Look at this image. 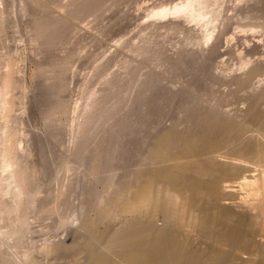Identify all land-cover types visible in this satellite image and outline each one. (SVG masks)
Instances as JSON below:
<instances>
[{
    "label": "bare ground",
    "instance_id": "obj_1",
    "mask_svg": "<svg viewBox=\"0 0 264 264\" xmlns=\"http://www.w3.org/2000/svg\"><path fill=\"white\" fill-rule=\"evenodd\" d=\"M2 1L3 0H0V20L3 19V17H1L2 14L5 13L4 8L1 7ZM23 1L26 2L24 4L27 7L29 5L32 8L34 7V9L31 11L33 12L34 10V13H37L36 15L33 14L35 15L34 17H29L30 19L28 20L30 21H25L30 22V24L28 23L27 26L25 25L27 28L26 31L29 30L30 32V35H27V37H29L28 40L30 39V42H28L34 45L33 49L37 46V49L45 48L43 51L47 52L50 50H47L48 47L51 48L50 46L54 44V47L56 46V42L57 44H60V41L58 40H61L64 36L66 39H68L67 42H69V37L64 34L69 31L67 28L68 23L71 20L70 18L76 16L79 13L83 14V12L86 11L89 13V11H91L93 8H96L95 6H98L97 3L100 2V0H62L61 2L59 1L60 3L57 5L58 9L55 8L56 11H53L54 9H49L53 11L49 12L48 8L50 7V0H28L31 3H29L27 0H22V3ZM102 1L104 2V0ZM219 2L220 0H181L180 2L173 5L161 7V9L159 8L158 10L153 9L154 11L152 10V13L154 17H158L159 19L167 17L169 18V21L165 25L163 24V26L168 25L170 29L172 27H179V30L183 29V32L188 31L189 34L191 33L192 37H187L189 40L187 41L189 44H195V46L197 45L200 50L198 51L201 54L196 53L195 51L194 52L196 54H200L201 56H199V58L201 57L202 61L205 62L204 59L212 56L209 54H211L213 49L216 47L215 44L213 45L211 42L215 36L218 37L216 30L218 28V22L220 21L219 17L222 15L220 9L221 4ZM101 3L102 2H100L99 5ZM96 9L98 10V8ZM26 10L27 15L32 13H29V9L26 8ZM82 14L80 15L81 17ZM262 20H264V17ZM191 23L195 24L197 27L200 26V34L196 32L197 29H193L195 28L193 25H189ZM161 24L159 23V25H157L160 26ZM70 25L71 24H69V26ZM29 32H27V34ZM194 33H198V35H195ZM65 43H63V50L61 49L63 46L59 47L61 49L59 52H63L62 54H64L66 51V54L64 55L69 56L64 57L62 54L60 55V53L56 56L55 54L58 52L56 51L54 54L55 57H50L51 59L53 58L51 61H46L47 63L45 62L44 64L41 63V68L36 70L37 67H35L37 72H34V70L33 72L36 73V75H34L35 77H41L42 75L41 78L44 79L43 83V80L38 77L44 84L43 86L39 84L41 83L40 79V82L36 83L42 87H45L44 89L41 87L42 91L46 90V88L50 91L49 96V91L46 90L47 92L45 91L46 93H43L45 96H43L42 102L44 103V99H46L45 97H47V101H45L43 105L41 104L42 106L39 105L42 107L40 108L42 120L45 122V124H47V126L49 125V131L47 130L48 133L47 131L44 132L50 135L51 138L54 137L55 139V136L57 135H55V130L57 129L58 132L56 133L60 134L61 129L59 128L63 127L61 124L67 122L66 125L70 124L71 127V129L69 128L72 133L70 137H73L75 140L74 142L78 143V145L75 143L77 147L75 149L73 148L71 153L70 149L68 156L65 155L66 150L64 151L61 148L64 151L62 155L65 156L60 155L62 158L60 159L59 163L55 157L58 164H55L56 167L54 165L57 175L61 172L62 176H66V174L68 175L70 171H73L72 173L70 172L71 176L68 175L66 178L70 180L69 182H71L72 185V181L75 179L74 186L78 193L73 190L74 186H72L73 189L70 188L69 185L68 187L70 189L67 188L66 185L70 184L67 183L63 185L64 188L59 186H56V188L53 189L49 188L50 191L46 192L48 195L44 194V188L48 186V184H51V182L47 183L48 180L45 182L44 178L43 181L46 184L44 183V186H42L43 183L41 182L42 178L40 179V176L43 173L41 174V169V172H39L38 168H40V166L38 167L37 163L35 164V162H37V158L34 159V161L36 160L35 162L33 159H31L34 155L31 157L32 151L30 147V150L28 148L27 150H23L18 145V138L22 133V127L25 122L23 118L26 115L24 116V114L25 111L29 112V108H23L24 114H22V112H20L22 108L19 109L18 112L16 106H19L23 103V106L26 107L24 103L25 101L29 100L27 97H29L28 94L31 92L29 93L27 91V95L25 93L24 89L28 87L25 86L26 83L24 84L25 79L22 78L23 76H20L21 72L19 75V68L16 64L18 56L16 58L13 57V59L15 58L14 61L13 59L9 58L10 61H8V63L9 65H12V68L7 71H4L7 68L4 70L2 68L4 59H0V169L4 173L2 174V171L0 172V264H37L40 262L39 259L41 255H44L43 258L45 256L51 255V257L49 256L51 260L49 258L48 259L49 262H53L56 258L53 256L55 259L52 260V254L57 255L58 253L56 252H59V255L62 254L63 257L64 253H61V251L66 253L64 258L67 254L71 255V253L74 252V254L72 253L74 255L72 258L70 255L66 256H69V259H73V261H75L74 263L68 262L69 264H264V169L259 167V164L264 158V103H262V100L264 99V57H258L256 59H253L252 57H241L243 59H241V62L239 60V66H236L237 68L234 67L235 69L232 70H230V68H225L224 65L219 66L217 64V69L221 71L219 74H224V83L226 82L229 84V86H241L238 87L239 90L241 89L240 91L245 88H247L246 90L249 91L248 100L249 104H251L250 107L254 106V108H257V110L254 111L255 114L253 113L254 115L250 120H247V118L241 120L240 117L243 115H239V113L235 112L233 109L228 110V104L225 105L223 104L224 101H222L223 103L221 102L223 97L222 95L218 96V93L216 94L215 98L211 100V102L206 100L201 102V99H198L199 101L196 99L197 102L196 100L193 101L196 102V104L191 101L189 96H186L189 97L188 99H190L191 102L188 99H186V101H189L188 103L185 102L186 104H184L183 102L184 111L182 112L188 115L185 120L182 118V120H184L182 121L183 123L181 122L182 124L179 123L174 125L175 123L173 124L172 122L169 124L170 126L173 124L172 127L168 125L170 128L166 127L168 129L164 130H160L161 128L155 129V125L152 124L154 125L153 128L155 131L157 129L159 130L155 132L152 129L150 118L147 119L150 120L148 122V124L150 123V126H146L147 121L143 122L146 120V118H148L149 115L151 116V112H148V116L144 114V117L145 115L147 117H142L144 118L142 119V124H145L146 129L154 131L155 135L153 134V138L150 136L151 140L146 143V147L143 148L144 151L140 150V152H143H139L140 155L136 154L139 155V157L137 160H134L135 162L133 161L134 163L132 164V160L129 158L127 159L125 155L128 153L129 155H133V152L131 151L132 154H130L131 152L129 151L125 155L123 153L127 150H124L125 144H123V142L125 140L123 141V137H125L128 133L133 135L135 131H131L133 128L135 130L137 129L138 124H136L135 128L134 126L137 122L133 119L137 116H134L133 114H138V109H140V106L142 107V104L144 103L143 105L146 107V109L144 107L142 108L146 110V113L150 109L145 106L147 103L145 104L144 100L146 97L150 98L151 100L150 96H152V92L150 90L153 89L155 93H158L159 91L161 93L163 92V89L162 91H158L157 89L156 90L158 92L155 91L156 86L154 87V84L156 81H154L151 76H155L156 74L154 75L153 72V75L150 76L148 75L149 73H147L145 78V75H141L142 80L139 85L137 78L138 76L135 77V80L137 81L135 83L137 84H132L135 85H133L134 87H140V90H138L139 92L135 91V89L137 90L138 87L128 90V86L129 89L132 86L127 80H129V76H131L130 72L134 68V65L129 66L131 68L129 71L130 75L123 73L124 76L126 75V77H124L126 80L124 78L120 79L119 76L122 75L118 73L119 75L117 74V77L119 78L116 77V80L115 76L111 78L106 77V79L109 78L110 80H105L107 83H105L106 85L104 86V82H102L103 84L99 85H102L103 87L98 86V88H96L95 86L93 88L90 87L85 89V87H87L85 83L86 86L83 84L84 87H82L84 89L81 91V93L87 90L86 96H84L85 93L83 92L84 97L82 95L81 97H83V99L86 97V100H83L82 104L80 103V107L73 108L69 103L70 101H67L65 94H63V91L66 92L68 90L67 84L69 85L67 82L68 79L66 78L67 76L65 77L64 75L68 71L70 72L72 68L68 63V60L70 56H74L71 53L72 51H70L71 55L68 54L69 51L67 53L65 48H67L66 46L69 45L67 43L65 46ZM210 43L212 45H210ZM31 46L32 45H30V47ZM133 46H137L135 49H131L133 52H140L138 55L142 54L143 51L144 53L146 52L144 57L150 53L149 49L141 48L144 50L140 51L139 47H142L141 44H136ZM143 47L146 48V44ZM253 47L258 49L259 45L255 43ZM150 49L154 51L153 48ZM52 50L54 51L55 48ZM189 52V54H191V51ZM156 53L157 51L155 54L152 52L154 56ZM41 55H44V53ZM177 55L179 56V53ZM159 56L157 53V57ZM24 57L25 56H23V58ZM126 57L127 56H125L123 60L126 59ZM134 57H131V59ZM174 58L177 59L178 57ZM185 58L186 55L184 59ZM46 59L48 60V58ZM139 59L132 61L136 62L139 61ZM151 59H149V61H151ZM165 59H161V61H165ZM180 59H182L181 55ZM1 60L3 61L1 62ZM177 60L180 62L179 58ZM125 61L131 62L130 59H126ZM39 62H41V60ZM130 62L129 64L132 63ZM182 62L183 61L181 60L180 64ZM139 63L140 65H138ZM143 63L141 64V62H138L137 64L136 62L135 64L141 66ZM170 63H172V61ZM185 63L183 65H186L188 62L186 64ZM124 64L127 66V63ZM174 64L175 62H173L172 65ZM182 64L180 66H183ZM157 66H159V64ZM170 67L172 68L173 66ZM136 68L137 66L134 68L135 71H132V73L137 71ZM167 68L171 69L169 67ZM183 68H186V66ZM172 69L174 70V67ZM194 70H196V68ZM197 70L199 71V69ZM139 71L140 70L137 71V75L140 76V74H138ZM153 71L157 73L156 70ZM38 73L40 75H37ZM132 75L134 76V74ZM34 76L31 78H34L35 82ZM103 77L105 78V76ZM130 79L133 80L132 76ZM123 80H125L124 82H128L130 85H127L126 83L124 84ZM135 80H133V82ZM152 81L153 88L150 86ZM205 81L206 80H204V82ZM175 83L178 82L176 81ZM192 83L193 82H191V84ZM123 84L125 86H123ZM191 84H189V86H196V90L198 85H194V83L192 85ZM185 87L186 85L184 88H182V90L185 89L186 91ZM38 88L40 87H37L36 89ZM41 88L39 90H41ZM187 88L190 89L189 87ZM123 89L128 90V92H126L127 95L126 93H122L124 91ZM199 89L200 88H198V90ZM229 89L228 92L230 93L231 90L229 91ZM117 90H121V93L125 95L123 97L120 96L122 94L119 91V94L116 93L117 96L115 97L114 94L115 92H118ZM192 90L194 91V89ZM130 91H135V96L133 95L132 97L133 93ZM177 91L174 92L176 93ZM154 92L152 93L153 95ZM189 92L192 91L189 90L186 93ZM159 93L157 94L158 96ZM210 94L211 93H209V95ZM242 94V99H247L244 98L247 95L244 96V93ZM25 95L27 99L25 98ZM34 95L38 97L39 94H33V96ZM157 95L155 96L156 100H154V102L159 100ZM175 95H169L168 98L173 97L175 99ZM155 97H153L152 100ZM129 98L130 100H128ZM132 98H134V100H132ZM161 98L162 97L160 96V99ZM225 99L228 100L230 98L227 99L226 97L224 100ZM22 100L24 102H22ZM126 101H132L130 104L127 103L128 111L123 110V107L121 108V106ZM151 102L153 103V101H150L149 104ZM131 103H133L135 106ZM180 103V108L178 110L179 112L181 111L180 109L182 107V103ZM125 105L126 104L123 106ZM153 105L155 106V104ZM130 106L134 107H131L130 109ZM244 106L246 107V105ZM162 107H160L161 111ZM142 108L139 110V115L140 111H142ZM136 109L137 111L135 112ZM243 109L245 108L243 107ZM154 110H156V108ZM119 111H124L127 113L124 114L123 117L119 118L118 116L123 114L121 112V114H119ZM133 111L135 113H133ZM242 111H246V109ZM142 112L141 115L144 113ZM155 112H158V110ZM182 114L183 113H179V116ZM240 114H243V112ZM183 115L180 116V119L181 117H185V115ZM151 117L154 118L155 116ZM177 119H179V117ZM130 121L131 123L132 121L135 122L132 123L134 126L131 125L133 126V128L131 127V131L127 133V131L130 129V126L127 124H130L128 123ZM139 122L140 127L143 126L141 125V121ZM58 124H60L59 128ZM158 127H161V125ZM143 128L144 127H142V129ZM142 129L140 130V128H138L140 132L143 131ZM100 130V134H95L94 136V132L96 133ZM64 131H66V129ZM137 134H140L139 131L135 135ZM48 135H45L46 137L43 138H47ZM143 135L139 136L143 137ZM127 137L126 139L128 140L129 138ZM137 137L138 136H136V138ZM56 138H58V135ZM143 138L139 139L140 144L144 143ZM73 139H71L70 142H72ZM76 139H78V142ZM50 140L52 141L53 139ZM142 141L143 143H141ZM127 143L128 142L126 141V144ZM47 144L48 143H46V145ZM72 145L69 144V146H71L70 148H72ZM88 146H90V149ZM73 147H75V145ZM142 147H144V144ZM130 148H132V146ZM134 150H136V148ZM136 152L138 153V149ZM123 155L125 156V160H130V162L127 161L128 163L126 164ZM136 155L135 158L137 157ZM60 156H58V159ZM43 162L45 161L43 160ZM51 174L52 173L50 172V175ZM72 174L75 178L72 176ZM42 189H44L42 192L44 197L46 195L45 199L47 198V203H44L42 194L40 195L43 198V201H40L42 199L38 193ZM70 190H73L74 193H71ZM70 193L71 197L72 194L75 193L79 195L76 198L77 200L74 201L75 203L73 202V198L72 201L70 200L73 202V204H71L67 198V195L69 196ZM7 195H10L8 196L10 197L9 199L7 197L5 198ZM38 197L40 199H38ZM38 200L43 202V204ZM31 211L39 212V215L40 212L51 215L53 214L52 217L54 218L56 215V219L58 218L59 222L62 223L64 227L67 226L66 229L69 230L70 227H68V225H71L72 227L67 235L63 233L65 234V237H61V239L58 238L54 239L53 241L51 240L52 238L48 239V241H45L38 247H35V243H38L40 240H35L33 242L34 247L31 246L32 249L30 248L24 250L22 248V251H20V248L24 245L21 242L24 241V239L22 241V238L26 236L25 229H29V227H26V225L29 224L30 214L32 215ZM118 220L120 221V223L118 222L119 224H117ZM114 221H116V224ZM112 222L113 225L115 224L116 226H111ZM1 223H5L4 226H2ZM62 224L59 226L63 227ZM58 229H60V227H58ZM27 232H29V230ZM64 232H66V230H64ZM68 258H66L63 262H65ZM48 259L45 257V260ZM62 260H60V262ZM56 262L60 264L59 261Z\"/></svg>",
    "mask_w": 264,
    "mask_h": 264
},
{
    "label": "rangeland",
    "instance_id": "obj_2",
    "mask_svg": "<svg viewBox=\"0 0 264 264\" xmlns=\"http://www.w3.org/2000/svg\"><path fill=\"white\" fill-rule=\"evenodd\" d=\"M28 1V0H27ZM49 1V0H48ZM62 1V0H50L49 1V8H48V10L49 9H54L53 11H56V9H58V6L57 5H59V3ZM63 1H65V0H63ZM67 1V0H66ZM181 0H104V2L102 1V0H100V2H102L100 5H99V3H97L98 4V6L96 5L95 7L96 8H98V10L96 9V8H93V9H91V11H89V13L86 11V12H83V14H82V17L80 16L81 14L79 13V14H77L76 16H73L72 18H70L71 20H70V22L68 23V28H67V30H69V31H67V33H65L64 35H67L68 37H69V42H67V40L68 39H66V37L64 36V37H62V41L61 40H58V41H60V44H57V42H56V46L57 45H59V46H55L54 47V45H52V46H50L51 48H49L48 47V49L47 50H49L48 52L47 51H43V50H45V48H43V49H37V46L33 49V47H34V45L31 43H29L30 41V39L28 40V38L29 37H27V35H30V32H29V30L28 31H26V27H25V25L27 26V24L29 23L30 24V22H25V21H30V20H28V19H30L29 17H34L36 14L34 13V10H33V12L31 11L32 9H34V7L32 8L30 5V7L28 6H26L24 3H26L25 1H23V3H22V0H3L2 1V4H1V7H3L4 8V14H2V16L1 17H3V19H1L2 20V22H1V20H0V29H2V30H0V33L1 32H3V33H1V35H0V59H4V61L3 60H1V62L3 61V66H2V68H3V70L4 69H6V70H4V71H7V70H10L11 68H12V65L10 66L9 65V63H8V61H10L9 60V58H11V59H13V57H17L18 56V60H17V67L19 68L18 70H19V75H20V72H21V77L23 78V79H25L24 80V84L26 83V87H28V88H25L24 90H25V93L28 91L30 94H28V93H26V95L28 94V96L29 97H27V98H29V100H27V101H25V106L26 107H24L23 106V103L22 102H24L23 100H22V104H20L19 106L17 105L16 106V108H17V111L19 112V109H21L22 108V110L20 111V112H22V114H24V112H23V108L25 109H27V108H29L28 110H29V112L28 111H25V114H24V116L26 115L27 116V118H26V116L23 118L24 119V124H23V127H22V133L20 134V136H19V138H18V145H19V147L20 148H22L23 150L24 149H26L27 150V148L29 149V147H30V149H31V151H32V155H31V157L33 156V158H31V159H33V161H34V159H36L37 160V162H35V164L37 163V166L39 167L40 166V168H38L39 169V172H41V174H39V175H41L40 176V179L42 178V183H43V185L42 186H44V183L46 182V180H48L47 181V183H50L51 182V184H48V186H46L44 189H45V191H43L44 189H42L39 193H38V195L40 196V198L42 199V200H40V201H43V198H44V203H47L48 201L45 199V197H46V195H45V197L43 196L44 194H47L46 192L47 191H50V189H53V188H56V186L58 187H62V188H64L63 187V185L64 184H67V183H70V184H67L66 185V187L67 188H69L68 187V185L70 186V188H72V186H74V180L72 181L73 182V185H72V183L71 182H69L70 180H68L67 178H66V176H71L70 174L73 172H69L68 173V175L66 174V176H62V174H61V172H60V174H58L57 175V173L55 172V167H56V165L55 164H58L59 162H60V159L62 158L60 155H62L63 153H64V151L66 150V153H65V155L66 156H68L69 154V151H70V149H71V151H70V153L72 152V149L74 148H76L77 146H76V144L78 145V143H76V142H74L75 140L73 139V137H70V135H72V133H71V127H70V124L68 125H66V123L67 122H65V123H63V124H61V125H63V127H61V128H59L60 126V124H58V128L59 129H61L60 131V134H58V133H56V132H58L57 131V129L55 130V135L57 134L58 135V138H56V136H55V139H54V137L53 138H51V136L50 135H48L47 133H48V126H47V124H45V122L42 120V116H41V109L40 108H42V107H40V106H42L44 103H45V101H47V97H45L46 99H44V103L42 102L43 101V96H45L44 94L47 92V91H49L47 88H46V90H43L42 91V88L44 89L45 87H42L44 84V79H42L41 77H42V75H41V77L40 76H38V77H40L42 80H43V83H42V81H41V79L40 78H38L37 76L35 77L34 75H36V73H34V72H37L36 70L38 69L39 70V68H41V66H42V64H44L46 61H51L54 57H55V55L57 56V54H59L60 53V55L63 53V52H59L61 49L63 50L64 49V45H63V43H65V46L67 45V43H68V45L69 46H66L67 48H65L66 50H67V53H68V51H69V53L68 54H70V51H72L71 53L74 55L73 57H69V60H68V63L70 64V66L72 67L71 68V70H70V72L68 73H66L64 76L68 79V83H69V85L67 84V88H68V90L65 92V91H63V94H65V97H66V100L67 101H70L69 103L71 104V106L73 107V108H78V107H80V105L82 104V101L84 100H86V97L83 99V97L84 96H86V91L87 90H85V95L83 96V92L81 93V91L84 89L83 87H84V85H85V83H86V85H87V87H85V89L87 88H93V87H95L96 86V88H98V86L100 85V84H103L102 82H104V84H103V86L104 85H106L105 83H107V81H105V80H107V79H109V78H107L106 79V77H114L115 76V80L117 79V78H119L120 77V79H122V78H124V77H126V75H130V73H131V76H132V79L133 80H135L136 78L135 77H137L138 78V85H139V83H141V80H142V77H141V75L142 76H144V78L147 76L146 74L147 73H149L148 75H153V72H154V75L155 76H151V78L154 80V81H156V83L154 84V87H155V91L156 92H158L159 90H161L162 91V89H163V92L161 93L160 91V93H159V96L157 95L158 93H155L154 92V90L153 89H151L150 91L153 93L154 92V95L151 93V95L153 96V97H155L156 95H157V97H159V100H157V101H159V102H154V100H156V97L152 100V96H150L151 97V100H150V98H145L144 100H145V106H147L148 108H152V107H154V108H152L151 110L149 109L148 111H147V113H146V107H144V103L142 104V107H144V108H142L141 106H140V109L142 108V111L144 112H142V111H140V115H141V112L143 113V115H141V117H140V115H139V110L140 109H138V114L137 113H135L136 111H137V109L135 110V112L133 111V113H135V114H133L134 116H137V117H134L133 119L134 120H136V122L137 123H135V126H134V124H132L133 122H135V121H132V123H131V121L130 122H128V123H130V124H127V125H129L130 126V129H129V127H128V131H127V133L129 132V131H131V127L133 128V126L136 128V124H138L137 125V129L135 130L134 128H133V130L131 131V132H133V131H135L134 133H133V135L131 134V133H126L127 135L125 136V137H123V144H125V149L124 150H126V152L124 151L123 153H124V155L126 154V153H128L129 151L131 152H133V155H129V153L128 154H126L125 156L127 157V159L129 158L130 160H132L131 161V163L133 164L135 161L134 160H137V158L139 157V152H140V150H143L144 151V149L143 148H145L146 146V143L148 142V141H150L151 140V138H153L152 136H154L155 135V132L156 131H159L158 129L159 128H161L160 130H164V129H168V128H170V127H172V125L174 124V125H177V124H182L183 122L182 121H184L185 120V118L187 117V115L184 113V112H182V111H184L183 109H184V104H186V103H188L189 101H190V99H188L189 97L191 98V101L193 102V101H195L196 99L198 100V99H201V102L203 101V100H206V101H210L211 102V100L212 99H214L215 98V96H216V94L219 96V95H222V97H223V100L221 99V102L222 101H224V103L223 104H225V105H227V108H228V110H235V112H237V113H239V115H243V116H239L240 117V119L241 120H243L244 118L246 119L247 118V120H250L252 117H253V115L255 114V112L254 111H256L257 110V108H254V106H251L250 107V105L251 104H249V91L248 90H246L247 88H245V89H243L242 91H240L239 89H238V87H241V86H238V85H234V86H229V84H227L226 82L224 83V74H222V73H220L219 74V72H221V71H219L218 69H217V66L219 65V66H221V65H224L225 66V68H230V70H232V69H235L234 67H238L239 66V64H238V62H239V60H240V62H241V59H243L244 57L245 58H249V57H252L253 59H256V58H258V57H264V24H263V22H264V20H262L263 19V15H264V0H220V9H221V16L219 17V19H220V23L218 22V28H217V30H216V34H218L217 36L218 37H214V39L212 40V44L214 45L215 44V48L213 49V52L211 53V54H209V55H212V56H209L208 58H206V59H204L205 60V62L204 61H202V58L200 57L199 58V56H201L200 54V50H199V48L197 47V45L195 46V44L193 45V44H189V40H188V38H189V36H191L192 37V34L190 35L189 34V32L188 31H186V32H183L182 30L183 29H181V30H179L180 28L179 27H172L171 29L168 27V25H166V26H163V24L165 25L168 21H169V18L167 17V18H156V17H154L153 16V13H152V10L153 9H156V10H158L159 8L161 9V7H167V6H170V5H173V4H175V3H178V2H180ZM261 1V2H260ZM20 2V3H19ZM29 2V1H28ZM29 3H31V2H29ZM28 3V4H29ZM27 4V5H28ZM32 5V4H31ZM23 6H25V7H23ZM23 7V8H22ZM26 8L27 9H29L28 11H29V13H31V14H28L27 15V10H26ZM56 8V9H55ZM97 11H96V10ZM11 10V11H10ZM47 10V11H48ZM26 13H25V12ZM53 11H51V10H49V12H53ZM94 11H96V12H94ZM154 11V10H153ZM91 12H93V13H91ZM23 13V14H22ZM25 13V14H24ZM86 13V14H85ZM33 14H35V15H33ZM50 14V13H49ZM51 14H56V13H51ZM27 15V16H26ZM24 17V18H23ZM75 17V18H74ZM22 18V19H21ZM27 18V19H26ZM74 18V19H73ZM78 18V19H77ZM80 18V19H79ZM32 19V18H31ZM76 19V20H75ZM72 21V22H71ZM156 22H157V24L159 25V23L162 25H160V26H158L157 24H156ZM165 22V23H164ZM26 23V24H25ZM69 24H71L70 26H69ZM7 25V26H6ZM189 25H193V27H195V28H193L194 30H196V32H198L199 34L201 33V28H200V26H196L195 24H189ZM72 27V28H71ZM70 28V29H69ZM252 29H254V30H252ZM72 30V31H71ZM71 31V32H70ZM185 31V30H184ZM27 32H29L28 34H27ZM188 33V34H187ZM198 33H194L195 35H198ZM69 34V35H68ZM194 36V35H193ZM67 37V38H68ZM188 37V38H187ZM4 38H5V40H4ZM24 38V39H23ZM66 41H65V40ZM191 39V38H190ZM216 39H217V42H216ZM71 40V41H70ZM188 40V41H187ZM29 41V42H28ZM64 41V42H63ZM63 42V43H62ZM215 42V43H214ZM260 42V43H259ZM59 43V42H58ZM61 43H62V45H61ZM210 43V45H212ZM255 43H257L258 45H259V48L258 49H255L253 46L255 45ZM136 44H138V45H140L141 44V46L142 47H139L140 48V51L141 50H144V49H149L150 50V53H148V50H147V57L145 56L144 57V55L146 54V52L144 53V51H143V53L142 54H140V55H138L140 52H137V54H136V52H133L132 51V49L131 48H134L135 49V47H137V46H133V45H136ZM145 44H146V46L148 47H143V46H145ZM30 45H32L31 47H30ZM71 45V46H70ZM152 46V47H150V46ZM209 45V46H210ZM61 46H63V48H59V47H61ZM71 47V48H70ZM246 49H245V48ZM253 49H252V48ZM55 48V50L53 51L52 49H54ZM59 50H58V49ZM70 48V49H69ZM141 48H144V49H141ZM150 48H153V50L155 51H157V53H158V56L159 57H157V53H156V57L153 55V54H155V52L154 51H152ZM229 48H230V50H229ZM251 48V49H250ZM69 49V50H68ZM133 49V50H134ZM233 49V50H232ZM261 49V50H260ZM32 50V51H31ZM36 50V51H35ZM131 50V51H130ZM199 50V51H198ZM223 50V51H222ZM234 50H236V51H234ZM238 50V51H237ZM242 50V51H241ZM258 50H259V52H258ZM8 51V52H7ZM29 51V52H28ZM51 51H53V52H51ZM56 51H58V52H56ZM65 51V50H64ZM146 51V50H145ZM159 51V52H158ZM189 51H191V54H189L190 52ZM196 53H200V54H196ZM41 52V53H40ZM55 52H56V54H55ZM132 52V53H131ZM152 52H153V54H152ZM161 52V53H160ZM184 52H185V54H184ZM239 52V53H238ZM244 52V53H243ZM250 54H249V53ZM258 52V53H257ZM7 55H6V54ZM32 53V54H31ZM35 53V54H34ZM38 53V54H37ZM44 53V55H41V54H43ZM179 53V56L177 55ZM187 53V54H186ZM55 54V55H54ZM64 54H66V51H65V53ZM64 54H62V56H69V55H64ZM150 54V55H149ZM162 54V55H161ZM184 54V55H183ZM193 54V55H192ZM239 54V55H238ZM241 54V55H240ZM247 54V55H246ZM249 54V55H248ZM4 55H6V56H4ZM21 55V56H20ZM29 55V56H28ZM51 55V56H50ZM71 55V54H70ZM137 55V56H136ZM153 55V56H152ZM174 55V56H173ZM175 55H177V56H175ZM180 55H181V58L182 59H180ZM185 55H186V60L184 59V57H185ZM23 56H25L24 58H23ZM41 56V57H40ZM59 56V55H58ZM125 56H127L126 57V59L128 60V59H130L131 60V62L130 61H125L126 59H124L123 60V58L125 57ZM135 56V57H134ZM150 56V57H149ZM152 56V57H151ZM172 56V57H171ZM189 56V57H188ZM4 57V58H3ZM28 57V58H27ZM33 57V58H32ZM35 57V58H34ZM39 57H40V60H41V62H39L40 60H39ZM50 57H53L52 59L50 58ZM131 57H134V58H136V59H134V58H132L131 59ZM139 57H140V59H139ZM153 57H154V59H153ZM166 59H165V58ZM168 57V58H167ZM174 57H178L179 58V60H180V62H181V60L184 62V60H185V62L187 63H185L186 65H183L182 63V65L183 66H180L181 64H180V62H178V58L177 59H175ZM191 57V58H190ZM214 57V58H213ZM241 57H243V58H241ZM15 58L13 59V61L15 60ZM31 60H30V59ZM46 58H48V60L46 59ZM49 58H50V60H49ZM148 58V59H147ZM153 60H152V59ZM165 59V61L163 60V61H161V59ZM172 60H171V59ZM6 59V60H5ZM8 59V60H7ZM139 59V61H136L137 62V64H138V62H141V64L143 63V65H141V66H143V67H141V66H138V65H140V63L138 64V65H136L132 60H138ZM149 59H151V61H149ZM160 59V60H159ZM174 59V60H173ZM252 59V60H253ZM37 60V61H36ZM67 60V59H66ZM122 60V61H121ZM148 60V61H147ZM167 60V61H166ZM169 60H171L172 61V63H170L171 61H169ZM176 60H177V62H176ZM189 60V61H188ZM8 63V65L6 66V62ZM31 61V62H30ZM43 61V62H42ZM124 61V62H123ZM143 61V62H142ZM147 61V62H146ZM156 61H159V62H156ZM168 61H169V63H168ZM207 61V62H206ZM22 62V63H21ZM35 62V63H34ZM37 62H39V63H37ZM71 62H72V64H71ZM129 62L131 63V64H129ZM152 62V63H151ZM157 64H156V63ZM173 62H175V64L176 65H178V63H179V65L178 66H176L175 64V66L174 65H172L173 64ZM201 62V63H200ZM204 62V63H203ZM37 63V64H36ZM42 63V64H41ZM47 63V62H46ZM124 63H127V66H126V64H124ZM134 63V64H133ZM147 63V64H146ZM162 63H163V66H162ZM168 63V64H167ZM201 64V65H203V66H201V65H199V64ZM203 63V64H202ZM129 64V65H128ZM159 64V66H157ZM170 65V66H173L174 67V70L170 67V66H167V65ZM218 64V65H217ZM4 65H5V68H4ZM132 66V65H134L133 67L135 68L136 66H137V68H140V69H137L136 68V70L138 71V70H140L139 72H138V74H140V76L139 75H137V71L135 72V73H132V71L134 72L135 70H134V68L132 69V71L129 73V71L131 70V68L129 67V66ZM215 65H216V67H215ZM10 66V67H9ZM147 66V67H146ZM184 66H186V68H183ZM193 66V67H192ZM196 66V67H195ZM197 66H198V68H197ZM212 66V67H211ZM35 67H37L36 68V70H35ZM129 69H128V68ZM167 67H169V68H171V69H168ZM201 67V68H200ZM211 67V68H210ZM236 67V68H237ZM22 68V69H21ZM26 68V69H25ZM127 68V69H126ZM196 68V70H194ZM203 68H204V70H203ZM213 68H215V69H213ZM22 71H21V70ZM142 69V70H141ZM187 69V70H186ZM197 69H199V71L197 70ZM217 69V70H216ZM33 70H34V72H33ZM126 70V71H125ZM153 70H156V72L157 73H155V71H153ZM166 70V71H165ZM168 70V71H167ZM171 70V71H170ZM173 70V71H172ZM216 70V71H215ZM124 71V72H123ZM150 71V72H149ZM169 71H170V73H169ZM193 71V72H192ZM197 71V72H196ZM202 71V72H201ZM207 71V72H206ZM210 71V72H209ZM217 71H218V73H217ZM33 72V73H32ZM126 72V73H125ZM162 72V73H161ZM174 72H176V73H174ZM192 72V73H191ZM197 74H196V73ZM199 72V73H198ZM204 72V73H203ZM208 72H209V74H208ZM120 75H122V76H119V77H117L119 74ZM126 74L125 76H124V74ZM129 73V74H128ZM141 73H144V74H141ZM169 73V74H168ZM194 73H195V75H194ZM202 73V74H201ZM211 73V74H210ZM215 73V74H214ZM118 74V75H117ZM132 74H134V76L132 75ZM161 74V75H160ZM199 74H201V75H199ZM204 74H206V75H204ZM37 75H40L39 73L37 74ZM73 75V76H72ZM105 76V78L103 77V76ZM136 75V76H135ZM178 75V76H177ZM194 75V76H193ZM208 75V76H207ZM35 77V82H34V78H31V77ZM131 76H129L130 78H131ZM210 76H211V78H210ZM217 76H219V77H217ZM117 77V78H116ZM128 77V78H129ZM134 77V78H133ZM154 77H155V79H154ZM172 77V78H171ZM174 77V78H173ZM220 77H221V79H220ZM102 78V79H101ZM127 78V79H128ZM129 78V80H127V81H129L130 82V84H131V88L129 89V86H128V90H132V89H135L136 87H138L137 88V90L135 89V91H137V92H139L138 90H140V87L139 86H136V87H134L135 85L134 84H132V83H135V82H137L136 80L133 82V80H131ZM141 78V79H140ZM148 78H149V76H148ZM176 78V79H175ZM185 78V79H184ZM192 78V79H191ZM210 78V79H209ZM39 79H40V81H41V83H39V84H41V85H39V84H36V83H38V82H40L39 81ZM104 79V80H103ZM112 79H114V78H112ZM125 79V78H124ZM147 79V78H146ZM151 79V80H152ZM159 79V80H158ZM174 79H175V81H174ZM206 80L205 82H204V80ZM38 80V81H37ZM110 80V79H109ZM108 80V81H109ZM126 80V79H125ZM125 80H123V82L125 81ZM131 80V81H130ZM180 80V81H179ZM182 80V81H181ZM193 80V81H192ZM202 80H203V82H202ZM219 80V81H218ZM70 81V82H69ZM178 82V83H175V82ZM189 81V82H188ZM216 81V82H215ZM223 81V82H222ZM31 82V83H30ZM180 82V83H179ZM184 82V83H183ZM191 82H193L194 83V85H198L197 86V88H196V90H195V87L196 86H193L192 84H191ZM197 82V83H196ZM127 84V85H130V84H128V82H124V84ZM159 83V84H158ZM175 83V84H174ZM196 83V84H195ZM30 84L31 85V87H30V85L28 86V85ZM84 84V85H83ZM123 84V86H125ZM135 84H137V83H135ZM180 84H181V86H180ZM189 84H191L192 85V87L191 86H189ZM203 84V85H202ZM39 85V86H38ZM72 85V86H71ZM85 85V86H86ZM134 85V86H133ZM153 81L151 82V88H153ZM173 85V86H172ZM186 85V91H185V89L184 90H182V88H184V86ZM188 85V86H187ZM227 85V86H226ZM36 86V87H35ZM69 86V87H68ZM83 86V87H82ZM102 85L101 86H99V87H103ZM202 86V87H201ZM206 86V87H205ZM214 86V87H213ZM37 87H42L41 88V90H39L40 88H38V89H36ZM127 87V86H126ZM134 87V88H133ZM141 87H142V85H141ZM160 87V88H159ZM175 87V88H174ZM177 87V88H176ZM181 87V88H180ZM187 87H189L190 89H188ZM232 87V88H231ZM35 90H34V89ZM66 88V89H67ZM82 88V89H81ZM123 88V87H122ZM125 88V87H124ZM179 88V89H178ZM194 89V91L192 90V89ZM198 88H200L199 90H198ZM214 88V89H213ZM219 88V89H218ZM230 88V89H229ZM27 89V90H26ZM121 89V88H120ZM150 89V88H149ZM158 91H157V90ZM180 89H181V92H180ZM188 89V90H187ZM206 89V90H205ZM211 89V90H210ZM215 89H216V92H215ZM228 89H229V91H230V93L228 92ZM124 90V89H123ZM128 90L127 89H125L123 92L121 91V90H119L120 91V93L122 92V93H126V92H128ZM153 90V91H152ZM178 90V91H177ZM189 90H191L192 92H189V93H186V92H188ZM198 90V91H197ZM201 90V91H200ZM222 90V91H221ZM234 90V91H233ZM238 92H237V91ZM33 91H34V93H33ZM37 91V92H36ZM46 91V92H45ZM118 91V90H117ZM119 91L118 92H115V94H114V96L116 97L117 96V94H119ZM134 91V92H135ZM174 91H177L176 93L174 92ZM183 91V92H182ZM197 91V92H196ZM233 91V92H232ZM244 91V92H243ZM248 91V92H247ZM130 92H132V91H130ZM134 92H132L133 94H132V97H133V95L135 94ZM166 92H168V93H166ZM171 92V93H170ZM173 92V93H172ZM179 92H180V95H179ZM203 92V93H202ZM221 92V93H220ZM224 93V96H223V93ZM226 92V93H225ZM237 92V93H236ZM245 92H246V94H245ZM44 93V94H43ZM49 93H50V91L48 92V96H49ZM117 93V94H116ZM121 93V94H122ZM181 93H182V95H181ZM187 95H186V94ZM194 93V94H193ZM202 93V94H201ZM209 93H211L210 95H209ZM215 93V94H214ZM234 93V94H233ZM242 93H244V96H246V97H244V98H247V99H242L243 98V94ZM248 93V94H247ZM33 94H39L38 95V97L37 96H33ZM69 94V95H68ZM164 94V95H163ZM176 94V95H175ZM184 94V95H183ZM229 94V95H228ZM8 95H10V94H8ZM26 95H25V98H26ZM41 95V96H40ZM81 95L83 96V97H81ZM125 94H122V95H120V96H124ZM126 95H127V93H126ZM137 95V94H136ZM149 95V94H148ZM147 95V96H148ZM169 95H175L174 97H175V99L172 97V98H168V96ZM179 95V96H178ZM196 95V96H195ZM198 95V96H197ZM207 95V96H206ZM213 95V96H212ZM225 95H226V97H227V99L228 98H230V99H228V100H224V98H226L225 97ZM228 95V96H227ZM31 96H32V98H31ZM40 96V97H39ZM135 96V95H134ZM160 96L162 97L161 99H160ZM176 96H177V98H176ZM186 96H189V97H186ZM201 96V97H200ZM204 96V97H203ZM210 96V97H209ZM212 96V97H211ZM64 97V98H65ZM68 97V98H67ZM121 97V98H122ZM165 99H164V98ZM182 97V98H181ZM198 97V98H197ZM24 98V99H25ZM26 98V99H27ZM39 98V99H38ZM82 98V99H81ZM135 98V97H134ZM134 98H132V100H134ZM185 100H184V99ZM38 99V100H37ZM70 99V100H69ZM149 101H148V100ZM168 99V100H167ZM172 99V100H171ZM186 99H188L187 101H186ZM36 100V101H35ZM128 100H130V98L128 99ZM146 100H147V102H146ZM182 103V107H181V111L179 112L178 110H179V108H180V106H179V101ZM182 100V101H181ZM197 100H196V102H197ZM232 100V101H231ZM246 100V101H245ZM33 101V102H32ZM150 101H153V103L151 102L150 104H149V102ZM165 103H164V102ZM190 101V102H191ZM199 101V100H198ZM227 101V102H226ZM27 102V103H26ZM37 102V103H36ZM130 102H132V101H126L124 104H126L125 106H121V108L123 109V110H126V111H128L127 109H128V104H130ZM163 104V105H165V106H163L161 103ZM183 102H184V104H183ZM186 102V103H185ZM196 102H193V103H195L196 104ZM244 104H243V103ZM247 102V103H246ZM29 103V104H28ZM31 103V104H30ZM40 103V104H39ZM81 103V104H80ZM128 103V104H127ZM158 103H159V105H158ZM180 103V104H181ZM262 103H264V99L262 100ZM42 104V105H41ZM131 104H133V103H131ZM153 104H155V106L153 105ZM40 105V106H39ZM134 105V104H133ZM163 107H162V106ZM244 105H246V107L244 106ZM21 106V107H20ZM39 106V107H38ZM75 106V107H74ZM135 106V105H134ZM134 106H130V109H131V107H134ZM150 106V107H149ZM158 106V107H157ZM34 107V108H33ZM160 107H162V111H161V108ZM226 107V106H225ZM243 107L246 109V111H242V110H245V109H243ZM263 107H264V104H263ZM124 108H126V109H124ZM156 108V110H158V112H155L156 110H154ZM144 109V110H143ZM164 109V110H163ZM241 109V110H240ZM247 109H248V111H247ZM253 109V110H252ZM34 112H33V111ZM121 110V109H120ZM238 110V111H237ZM240 110V111H239ZM251 110H252V112H251ZM122 111V110H121ZM121 111H119V114H121V113H123V114H121V115H119L118 117L120 118V117H123L124 116V114H126L124 111L123 112H121ZM28 114H27V113ZM121 112V113H120ZM151 112V116H155L154 118L153 117H151L150 115L148 116V114ZM234 112V111H233ZM241 112H243V114H240ZM32 113V114H31ZM155 113V114H154ZM179 113L181 114V113H183L184 115H185V117H181V119H180V116H182V115H180L179 116ZM186 113H188V112H186ZM193 113V112H192ZM245 113V114H244ZM254 113V114H253ZM137 114V115H136ZM144 114H146L147 116H148V118H146L147 116L145 115V117H144ZM154 114V115H153ZM139 115V116H138ZM183 115V116H184ZM247 115H248V117H247ZM246 116V117H245ZM142 117H144V118H146V120L145 121H143L142 119H144V118H142ZM179 117V119H177ZM37 120H36V119ZM131 118H132V116H131ZM136 118V119H135ZM150 118V120H147V119H149ZM182 118L184 119V120H182ZM133 119H129V120H133ZM28 120V121H27ZM141 121V125H143L142 124V121L143 122H146L147 121V125L146 126H150V123H151V125L152 124H154V125H152V129L155 131V129L156 128H158L155 132L154 131H152V130H150V129H146L145 127V124L143 125V126H141L140 127V122L139 121ZM176 120H177V122H176ZM246 120V121H247ZM66 121V120H65ZM150 121V123L148 124V122ZM159 121V122H158ZM179 121V122H178ZM44 122V123H43ZM139 122V123H138ZM154 122V123H153ZM173 122V124L170 126L169 124H171ZM182 122V123H181ZM159 123V124H158ZM161 123V124H160ZM26 124V125H25ZM44 126H43V125ZM64 125H66V126H64ZM131 125H133V126H131ZM160 126L161 125V127H158V126ZM164 125H165V128H164ZM168 125L170 126V127H168ZM68 126V127H67ZM153 126H154V128H153ZM57 127V126H56ZM142 127H144L143 129H142ZM166 127H168V128H166ZM51 128V127H50ZM70 128V129H69ZM138 128H140V130L142 129L143 131H141L140 132V130H138ZM151 128V127H150ZM163 128V129H162ZM44 129H46V130H44ZM52 129V128H51ZM66 129V131H64ZM68 129H69V131H70V134H69V131H68ZM146 129V130H145ZM48 130V131H47ZM146 132H145V131ZM44 131H47V133L46 132H44ZM52 131V130H51ZM64 133H63V132ZM68 131V132H67ZM139 131V133L140 134H137V135H135L137 132ZM153 133H152V132ZM39 132V133H38ZM44 132V133H43ZM97 132H99V133H97ZM96 133L94 132V136H95V134L97 135V134H100V132H101V130L100 131H97ZM149 132H151V133H149ZM40 133H42L43 135L45 134V135H48L47 136V138H43V137H46L45 135L43 136L42 134H40ZM63 133V134H62ZM143 133H144V135H143ZM152 134V135H149V134ZM37 134H39V135H37ZM154 134V135H153ZM42 135V136H41ZM60 135V136H59ZM65 135V136H64ZM139 135H143V137L145 138H143L142 136H139ZM146 135V136H145ZM40 136V137H39ZM70 138H69V137ZM128 136V137H127ZM134 138H133V137ZM136 136H138L137 138H136ZM150 136H151V138H150ZM32 137V138H31ZM50 137V138H49ZM61 137H63V138H61ZM126 137L127 138H129L128 140L126 139ZM132 137V138H131ZM61 138V139H60ZM125 138V139H124ZM131 138V139H130ZM143 138V140H144V143H143V141L141 142V143H143L144 144V147H142V145L143 144H140V142H139V139H142ZM32 139V140H31ZM34 139V140H33ZM43 139H44V141H43ZM50 139H53L52 141L50 140ZM71 139H73V141L72 142H70V140ZM146 139H148V140H146ZM40 140V141H39ZM63 142H62V141ZM77 140V142H78V139H76ZM145 140H146V142H145ZM47 141V142H46ZM49 141V142H48ZM50 141H51V143H50ZM126 141L128 142L127 144H126ZM141 141V140H140ZM38 142V143H37ZM62 142V143H61ZM66 142V143H65ZM132 143V145H131V143ZM45 143V144H44ZM46 143H48L47 145H46ZM76 143V144H75ZM49 144H51V145H49ZM61 144V145H60ZM69 144L70 145H72V148H70L71 146H69ZM93 144V143H92ZM139 144V145H138ZM30 145V146H29ZM33 145H34V147H33ZM39 145V146H38ZM45 145V146H44ZM64 145V146H63ZM75 145V147H73ZM90 145H91V143H90ZM126 145H127V147H129V148H127L126 147ZM130 145V146H129ZM133 145H134V147L136 148V150H134L135 148L133 147ZM136 145H138V146H136ZM42 146V147H41ZM47 146V147H46ZM51 146V147H50ZM60 148H59V147ZM69 146V147H68ZM132 146V148H130ZM36 147V148H35ZM58 147V148H57ZM66 147H67V149H66ZM91 147H92V145H91ZM40 148V149H39ZM51 148V149H50ZM64 150H62V149ZM69 148V149H68ZM88 148L90 149V146H88ZM141 148V149H140ZM29 149V150H30ZM34 149V150H33ZM47 149H49V150H47ZM60 149V150H59ZM132 149V150H131ZM137 149H138V153L136 152L137 151ZM44 150V151H43ZM134 150V151H133ZM34 151V152H33ZM37 151V152H36ZM53 151V152H52ZM68 151V152H67ZM142 151V152H143ZM132 152L130 153V154H132ZM142 152H140V153H142ZM36 153V154H35ZM51 153V154H50ZM135 153V154H134ZM42 154V155H41ZM136 154H139V155H136ZM39 155V156H38ZM52 155V156H51ZM65 155H62V156H65ZM123 155V156H124ZM135 155L137 156L136 158H135ZM58 156H60V158L58 159ZM125 156H124V161H125V163L127 164L128 162H130V160L128 161L127 159L125 160ZM130 156V157H129ZM43 157V158H42ZM57 158V160H58V163H57V160H56V158ZM133 157V158H132ZM54 158V159H53ZM135 158V159H134ZM51 159V160H50ZM43 160L45 161V162H43ZM41 161H42V163H41ZM49 161V162H48ZM51 161V162H50ZM54 161V162H53ZM128 161V162H127ZM134 161V162H133ZM131 163H129V164H131ZM44 166H43V165ZM42 165V166H41ZM45 165H47V166H45ZM54 165H55V167H54ZM53 167H54V169H53ZM259 167H261L262 169H264V158H263V160L261 161V163L259 164ZM40 169H41V171H40ZM2 170L0 169V172H1ZM50 172L52 173L51 175H50ZM53 172H54V174L56 175H54L53 174ZM2 174H4L3 173V171L1 172ZM67 173V172H66ZM48 174H49V176H48ZM63 174H64V172H63ZM46 175V176H45ZM51 176V177H50ZM72 176H73V174H72ZM47 177V178H46ZM62 177V178H61ZM74 177V176H73ZM44 178H45V180H44ZM53 178V179H52ZM55 178V179H54ZM61 178V179H60ZM75 178V177H74ZM49 179H51V180H49ZM69 179H71V178H69ZM45 182H44V181ZM56 180V181H55ZM60 180V181H59ZM65 180V181H64ZM53 181V182H52ZM58 184H56L55 182ZM64 181V182H63ZM67 181V182H66ZM61 182H62V184H61ZM54 183V184H53ZM46 184V183H45ZM60 185H62V186H60ZM54 186V187H53ZM42 188V187H41ZM50 188V189H49ZM69 188V189H70ZM73 189V188H72ZM74 191H76V193H78V191L75 189V186H74V189H73ZM73 190L71 191V193L73 192ZM44 192V194H43V192ZM69 191V190H68ZM42 192V193H41ZM71 193L69 194V196L67 195V198L69 199V201L71 200H73V202L74 201H76L77 199V196H79L78 194H72V197H71ZM74 193V192H73ZM40 194H42V197H41V195ZM48 195V194H47ZM8 196H10V195H7V196H5V198L7 197L8 199L10 198V197H8ZM39 197H38V199H40ZM73 198V199H72ZM79 198V197H78ZM46 200V201H45ZM39 201V200H38ZM39 201V202H40ZM68 201V202H69ZM70 201V203L71 204H73V202H71ZM40 203H42L43 204V202H40ZM75 203V202H74ZM32 212V215L30 214V218H29V224L28 225H26V227H29V232H27L28 230H26L25 229V234H26V236H24V238H22V241H23V239H24V241L23 242H21L22 244H24L23 246H22V244H21V248H20V251H22V248L25 250V249H32V247L31 246H33L34 247V241L36 240H40V241H38V245L35 243V247L37 246H39L40 244H42V243H44L45 241H48V239H51L52 241L54 240V239H58V238H60L61 239V237H65V234L67 235V233L69 232V230L71 229V225H68V227H70L69 228V230L68 229H66L67 228V226H65L64 227V225L62 224V223H60L59 222V220H58V218L56 219V215H55V218L54 217H52L53 216V214L51 215V214H47V213H43V212H40V215H39V212H33V211H31ZM43 213V214H42ZM35 214V215H34ZM34 215V216H33ZM49 215V216H48ZM42 216H44V217H42ZM54 218V219H52V218ZM50 219H52V220H50ZM56 221H58V222H56ZM120 223V221L118 220L117 221V224H119ZM48 223V224H47ZM57 225H56V224ZM114 223L116 224V221H114ZM160 223H161V221H160ZM2 224V226H4V224L5 223H1ZM51 224V225H50ZM53 224V225H52ZM62 224V226L64 227H61V226H59V225H61ZM114 224V225H115ZM113 225V222H112V225L111 226H114ZM74 226V225H73ZM116 226V225H115ZM25 227V228H26ZM53 227V228H52ZM56 227V228H55ZM58 227H60V229H58ZM4 229V228H3ZM64 230H66V232H64ZM37 232H39V233H37ZM28 233V234H27ZM63 233H65V234H63ZM53 234V235H52ZM56 235H58V236H56ZM63 235V236H62ZM60 236V237H59ZM57 237V238H56ZM259 238V237H258ZM44 239H47V240H44ZM33 240V241H32ZM44 240V241H43ZM41 241H43V242H41ZM41 242V243H40ZM30 244V245H29ZM27 246H30V247H27ZM27 247V248H26ZM23 250V251H24ZM72 252V251H71ZM70 252V253H71ZM56 253H58L57 255L56 254H52V258H53V256L56 258H53L52 260H54L53 262L52 261H50L49 262V259L51 260V255H49V256H45L46 257V259H48V260H45V257L43 258V256L44 255H41L42 256V258H41V256H40V262L39 263H37V264H58L56 261H59V263L60 264H67L68 262H72V263H74L75 261H73V259H69L68 257H66L67 255H70V254H67L66 256H65V258H64V255L66 254L64 251H61V253H64V255H63V257H62V254L61 255H59V252H56ZM68 253V252H67ZM73 254H74V252H72ZM71 253V258H72V256H74L73 254ZM63 259H61L60 257ZM12 257H15V256H12ZM11 257V258H12ZM66 258H68L69 259V261H68V259L65 261V262H63ZM73 258H75V257H73ZM14 259V258H13ZM12 259V260H13ZM60 260H62L61 262H60ZM48 261V262H47ZM10 262V261H9ZM67 262V263H66ZM71 263V264H72ZM69 264V263H68ZM78 264V263H77Z\"/></svg>",
    "mask_w": 264,
    "mask_h": 264
}]
</instances>
